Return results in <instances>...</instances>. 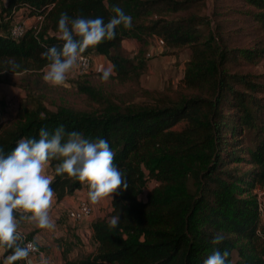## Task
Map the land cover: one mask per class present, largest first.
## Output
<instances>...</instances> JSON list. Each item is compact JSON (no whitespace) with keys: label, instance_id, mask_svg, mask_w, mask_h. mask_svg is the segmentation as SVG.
Segmentation results:
<instances>
[{"label":"trees","instance_id":"trees-1","mask_svg":"<svg viewBox=\"0 0 264 264\" xmlns=\"http://www.w3.org/2000/svg\"><path fill=\"white\" fill-rule=\"evenodd\" d=\"M241 2L234 11L249 22V35L257 33L247 47L230 44L221 15L205 13L206 0H0V84L25 92L15 120L0 117V150L7 154L21 137L62 124L67 131L108 139L113 162L127 178V187L113 192L111 212L92 223L95 252L65 264H203L214 248L228 251V264H264V224L255 193L264 191V0ZM113 4L131 14L133 26H117L114 39L81 54L104 56L112 64L111 79L138 81L148 69L151 40L162 38V54L191 50L180 92H156L152 103H141L71 80L90 109H50L40 87L48 63L41 53L62 43L59 14L107 20ZM21 9L43 20L15 40L10 30ZM130 40L137 43L135 52L124 46ZM245 66L261 70L245 72ZM11 74L23 76L21 82ZM56 163L49 161L58 202L87 187L56 174ZM151 180L158 184L142 201ZM114 215L116 225L110 222ZM216 231L225 239L213 245ZM1 247L6 258L12 248Z\"/></svg>","mask_w":264,"mask_h":264},{"label":"clouds","instance_id":"clouds-1","mask_svg":"<svg viewBox=\"0 0 264 264\" xmlns=\"http://www.w3.org/2000/svg\"><path fill=\"white\" fill-rule=\"evenodd\" d=\"M113 14L105 20L103 16H70L61 12L57 20V36L62 41L58 47L48 46L41 55L48 63L42 79L53 86L61 85L72 71L80 54L102 40L114 39L117 26L131 28L132 16L118 4L112 5ZM13 68L19 67L13 63ZM108 71L102 78H107ZM114 152L108 139L90 138L82 132L67 131L61 124L54 129L41 127L38 136L21 137L10 152L0 150V243L12 248L9 261L29 255L35 248L16 244L17 219L26 218L39 228L51 227L49 207L54 195L51 187L54 177L45 173L49 161H57L54 171L58 175L75 177L87 186V196L93 203L111 196L118 187H127V178L113 162ZM119 215L110 218L112 225ZM225 239L223 231L212 235L211 243L217 245ZM227 250H214L203 260V264H228Z\"/></svg>","mask_w":264,"mask_h":264},{"label":"rangeland","instance_id":"rangeland-1","mask_svg":"<svg viewBox=\"0 0 264 264\" xmlns=\"http://www.w3.org/2000/svg\"><path fill=\"white\" fill-rule=\"evenodd\" d=\"M242 7L243 4L241 0H206V8H204L207 15H212L213 13L221 15L226 30L230 33V44L235 47H247L253 43L257 36L253 34L255 31L252 30L251 35H249L251 29L249 27V22L245 20L246 18L243 15H238L234 11V9ZM19 19L25 20L28 27L36 24L32 17L26 15ZM153 40L154 38L151 40V46L154 45ZM191 55V50L188 48L183 49L178 55H155L149 58L150 67L142 74L139 80L127 83H121L109 77L102 78L103 73L108 71L106 60H103L102 63L99 64V68L98 61L92 60L90 69L82 73L75 64L72 71L67 75L65 81L61 85L53 86L42 80L44 84L40 86L41 92L45 95L47 106L52 110L56 109L59 104H66L79 109H90L91 103L89 99L72 86L70 83L71 80L83 81L96 88L103 89L105 92H111L118 96H125V99H131L135 102L152 103L156 98V92L163 91L172 96H176L177 92H180L181 78L186 62L191 58ZM242 69L245 72H257L261 70L260 68L248 66ZM46 70L45 68L44 72ZM10 77L12 81L19 83L23 76L11 74ZM24 95L25 92L19 87L0 84V117L3 122H13L15 120L18 105ZM183 125L184 122L178 124L175 129H181ZM229 136L228 134V137ZM155 183L158 182L153 180L149 181L145 193L143 192L140 195L142 201L146 200L148 191L156 186ZM255 193L259 194L260 199L264 198V191L260 188H257ZM106 197L107 196L102 197L101 199L107 204L108 200ZM1 263H3V256L0 257V264Z\"/></svg>","mask_w":264,"mask_h":264},{"label":"crops","instance_id":"crops-1","mask_svg":"<svg viewBox=\"0 0 264 264\" xmlns=\"http://www.w3.org/2000/svg\"><path fill=\"white\" fill-rule=\"evenodd\" d=\"M17 19L25 17L24 10L21 9L17 15ZM30 20V19H29ZM28 20V21H29ZM155 42V38L153 40ZM150 44L149 51L152 50ZM124 46L131 52L137 49L135 40L125 41ZM92 60L98 61L99 64L103 60L107 61V69L109 73H113L112 64L102 55L91 54ZM191 58L188 59V61ZM150 61L148 58V69ZM147 69V70H148ZM49 163L45 167V173L52 176ZM87 187L77 190L71 195L66 196L63 200L57 201L53 195L51 205L49 207V216L53 221L51 227L39 228L35 222L26 218L17 219V225L21 227L38 246L39 253L36 255L29 254L25 262L21 264H65L68 261H77L85 256L95 252L96 243L93 241L92 223L98 219L105 218L111 212L110 196H107V204L99 199L93 203L87 196ZM113 196V193L111 194ZM82 198L89 200L93 205L92 216L84 221L77 222L69 218L68 210L75 207ZM262 211L264 208V198L260 199ZM261 221L264 224V211L262 212ZM4 249L0 248V257L3 256ZM9 262H7L8 264ZM6 264L3 257V263Z\"/></svg>","mask_w":264,"mask_h":264},{"label":"built area","instance_id":"built-area-1","mask_svg":"<svg viewBox=\"0 0 264 264\" xmlns=\"http://www.w3.org/2000/svg\"><path fill=\"white\" fill-rule=\"evenodd\" d=\"M32 18L36 23V24H33L35 27L40 25V23L43 20L42 16H34ZM28 28L29 27L26 24L25 20L23 21L21 19H17L10 30V37L12 39L18 40L24 36ZM163 50H164V40L162 38H155V42H154V45L152 46V50L148 52L147 57L151 58L155 55L162 54ZM91 64H92V57L89 55H84V54H80V57L76 62V65L78 66L79 71L81 73L89 70L91 67ZM0 110H1V105H0ZM155 184L157 185L158 183H155ZM146 187L143 190L144 193H145ZM261 211H262V205H261ZM92 213H93V205L91 204L89 200L85 198L80 199L75 207H72L68 210L69 218L77 222H81V221H84L90 218L92 216ZM17 233H18V237H17L16 242L19 243L20 246L23 247L29 243H32L35 245V248L31 249L29 251V254L36 255L39 253L40 251L39 246L32 239H30L28 234L19 226L17 227ZM26 259L27 258L25 257L20 260L21 262H25Z\"/></svg>","mask_w":264,"mask_h":264}]
</instances>
